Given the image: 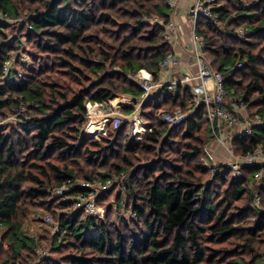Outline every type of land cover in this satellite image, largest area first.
<instances>
[{"label":"trees","instance_id":"16d2710c","mask_svg":"<svg viewBox=\"0 0 264 264\" xmlns=\"http://www.w3.org/2000/svg\"><path fill=\"white\" fill-rule=\"evenodd\" d=\"M169 11L164 0H0V264L34 261L38 241L26 232L32 208L60 226L41 237L51 239L52 256L34 264H259L264 210L254 203L259 196L264 204V177L252 187L259 168L243 167L234 178L223 165L208 179L200 161L211 133L204 110L173 129L157 120L163 108L188 114L184 89L150 96L141 112L152 128L144 140H127L126 125L100 140L83 133L87 102L119 92L139 99L144 91L129 75H159L171 47L149 16L168 21ZM213 13L215 21L202 18L195 27L204 52L226 73L227 94L257 108L262 121L232 145L241 155L264 150V58L255 49L264 42V0H226ZM22 16L9 36L10 21ZM19 48L28 61L18 54L5 74ZM122 173L126 200L116 194L103 219L74 209L79 187L56 194L68 181L106 182ZM118 184L96 203H106Z\"/></svg>","mask_w":264,"mask_h":264},{"label":"rangeland","instance_id":"374dc122","mask_svg":"<svg viewBox=\"0 0 264 264\" xmlns=\"http://www.w3.org/2000/svg\"><path fill=\"white\" fill-rule=\"evenodd\" d=\"M166 5L169 7V18L168 21H166V18L160 17V15L152 13L151 16H149V20H151V22H153L154 24H159L162 26L163 28V36H164V40L167 41L166 38V34L168 32L173 34V29H170L168 27V25H173L176 28V34H179V39L176 42L175 46H172L168 41L170 47H171V51L169 53H173L176 55V57L178 58V65L176 67H174L172 69V73L174 75L175 78L172 79H179V75L175 76V71L176 70H182V71H186L187 73H190V76H193V85L199 80L197 78V63L194 62L195 60L192 61V52L195 51V44L193 40V32L195 27L198 25V22L200 19H202L203 17H199L196 20V23L191 21V16H190V11L191 9L195 6V4L199 1V0H176L174 2L173 6H169L168 2L169 0H164ZM216 1V2H215ZM245 1H253V0H245ZM200 5L203 8V11H212V13L210 15L213 16V21H215L217 19V17L214 15L213 13V8L216 7L217 5H221V4H225L226 0H202L200 1ZM25 16V15H24ZM22 16L19 20H12L10 21V24H12L11 28L8 30V35L14 37V35H17V31L16 28H14V26H17L20 24L21 20L23 19ZM264 17V15H263ZM205 18V17H204ZM167 27V28H166ZM224 29V28H223ZM127 30V29H126ZM124 31L122 34L126 33L127 31ZM201 38V37H199ZM202 39V38H201ZM203 40V39H202ZM219 42V41H218ZM19 45H23L25 48H27L26 45V41L25 39H22V41H20ZM20 47V46H19ZM255 49L256 52H261L262 58H264V42L262 43H256L255 45ZM17 52V54H16ZM19 54V58L20 60H22V62L28 61L27 58V54L20 48L18 49V51L13 52L12 54V59L8 60L6 62H10V67H16V61L17 59L15 58L17 55ZM204 57H206L207 61L209 62L210 66L212 67L213 70H215L219 75H221V77L224 79V74L226 73H222L220 71H218L217 68V64L214 62V56L212 54V52H204ZM6 62L4 63V65L6 64ZM194 62V66H192V63ZM3 65V66H4ZM240 64H237L236 66L233 67L234 72L237 71L238 69H240ZM259 69L261 71L264 72V66H259ZM147 70V69H146ZM149 71L152 75H153V85H160L161 84V76L160 73L158 76L155 77V75L150 71ZM139 72H137L134 75H129V80L133 81L134 83H136V85L140 88L139 86V81L137 80V74ZM141 74V73H140ZM166 83V82H165ZM199 84V83H197ZM183 90V87H180ZM154 91L150 92L149 94H147V96H142L139 99H133L132 95L129 94H125L122 92L117 93V95L109 100H107V102H104L106 104H100L98 102H87L86 103V109H87V123H85L84 128L88 126V122L90 121L91 124L95 125L96 121H102L104 122V126L102 128V133H100L98 136L95 135L92 139H96V140H100L101 137L103 136H107L108 134V130H111V128H113L112 130H115V128H119L123 125H126V134L129 135V137H127V140H130V138H135L138 139L137 136L134 134V132L136 131V127L135 124L138 125V123L135 122H141L142 124L144 123L145 125H147L148 128V134L152 131L151 126H149V122L148 120L143 117V113L141 114V112H143L144 110H146L145 105L148 102V99H150V96H152L151 94ZM171 93H174L172 91H169ZM188 93V103H190L192 105V108H190L188 114L186 111L182 110L181 108H175L174 110H170V109H161L158 110L156 112L157 115V120H160L162 123L166 124L170 129H173L174 127H178L180 125H182V123L185 122V120L187 119V117L190 115L189 113H194L196 108L201 107L206 116H207V111L204 107V105H196L195 102H193V97H191L189 91H186ZM156 93V92H154ZM240 97V95H239ZM236 98L237 100L239 99L237 96H230V95H226L225 98V105L226 107L230 108L232 107L233 102H239L242 103V105L244 106L243 109H241L240 111V123L238 124V126L236 127H228V128H223V131H220V133L217 131V134H220V136L217 138H215V136L213 135L212 131L210 133V138L208 136V142L205 143L203 145V154L200 157V161L201 163H203V165L208 168V179H211L212 173H215L216 171L219 172L222 170L223 165H227L230 166L231 164H233V162L235 163V161H239L240 159H242L243 155L239 154V152H237L236 148H234V145H232V139L235 135L240 134L246 127V125H253L256 124L258 121H260V115L256 114L257 108H253L252 110H250L246 105H244V103L242 101H235ZM124 102H130V109H132V111L129 114H126V112H124L123 109H125V107L127 106H123ZM88 106V108H87ZM145 108V109H144ZM127 108V110H130ZM150 111V110H148ZM182 112V113H181ZM163 113H169L170 115L176 116L177 114H181L182 117L180 118V120H178V123H174L172 121H167L165 120L161 115ZM165 117V116H164ZM208 118V117H207ZM10 120H12L13 122L16 121L15 117L11 116V118H9ZM110 121L108 124L107 122ZM209 121V120H208ZM261 122V121H260ZM116 123L121 124L119 127H115ZM209 126H210V122H209ZM138 127L140 128V126L138 125ZM84 128H83V133H84ZM136 128V129H135ZM204 129V127H203ZM210 129V128H209ZM211 130V129H210ZM125 132H124V137H125ZM200 132H203L200 131ZM147 134V136H148ZM97 136V137H96ZM147 138V137H146ZM145 138L141 139L144 140ZM176 143H177V147H182L183 143L185 142L181 137H176ZM233 155H232V154ZM175 157H173L172 159H174ZM231 170V169H230ZM243 172V170H242ZM233 171L231 170V175L234 177L233 175ZM120 175H116L113 176L112 179L115 182H120V184H118L119 186L117 187V189L113 192V195L109 196L108 200L106 203H102V204H98L97 203V208L99 209V211H101L102 214V218H104L105 213H106V205L111 202L113 203L115 201V197L116 194H121V199H123V203L126 199H124L125 196V189H122L123 185V180L122 178H120ZM264 177V176H263ZM262 177V178H263ZM262 178L260 180H256L253 181L252 183V187H258V185L261 184ZM104 183V182H101ZM120 187V188H119ZM109 191V190H108ZM111 192V193H112ZM102 195V194H100ZM99 195V196H100ZM98 196V197H99ZM97 197V198H98ZM97 201V199H96ZM254 205L258 208H260L261 210H264V204L261 202V199L259 196H257V198L255 199V203ZM50 213H42L39 209H35L32 208L31 211H29V220L27 221V234L30 237L35 238L38 241V247L36 248V253H34V261H30V258L28 259V264H34L35 262L39 261L42 259V257H49L52 256V243H51V237H49L50 240L41 238L47 235H56L59 231V223L58 221L55 219V217L53 216V218L48 215ZM91 216V215H90ZM101 218V219H102ZM114 218V217H113ZM32 219V221L30 222V220ZM52 220V221H51ZM26 255L27 253L24 252ZM28 257V255H27ZM36 257V258H35ZM38 263V262H37Z\"/></svg>","mask_w":264,"mask_h":264},{"label":"built area","instance_id":"2783aa9c","mask_svg":"<svg viewBox=\"0 0 264 264\" xmlns=\"http://www.w3.org/2000/svg\"><path fill=\"white\" fill-rule=\"evenodd\" d=\"M175 1L176 0H169L168 5L173 6ZM200 1L202 0H199L190 11L191 21L196 23V20L200 16L213 20V16L210 15L212 11H209V9L208 11H203L202 6L200 5ZM0 19H2V15H0ZM168 27L170 29H173V34L168 32L165 39L172 46H175L177 40L179 39V34H176V28L174 27V24L168 25ZM192 41H194V44L196 45L195 51L192 52V61L195 60L194 62L197 63L196 73L197 78L199 79L194 85L192 81L195 78H193V76H190V73H187L186 71L176 70L174 74L175 76L179 75V79H172L175 78L174 75L171 74L172 69L178 65V58L173 53H168L160 63V85H153V75L146 69H141L139 71V73L137 74V80L140 83V88L144 91L142 95L143 97L147 96V94L152 91L158 93L161 89L176 92L178 90V87H183L185 91H189L191 97H193V102H195L196 105H204L207 111L206 113L208 120L210 122V129L215 138L218 139L220 134H217V131L220 133V131H223V128L238 126V124L240 123V111L244 108V106L242 105V103L233 102L232 107H226L225 98L227 95V91L225 89L224 79L221 77V75L218 74L219 72L217 73L212 69L206 57H204V42L201 38H199L195 29L193 32ZM194 62L192 63V66H194ZM10 68V62H6V64L3 66V72L5 74H8ZM154 92L151 95H154ZM123 106L130 107V102H124ZM161 116L165 120H169L174 123H178V120H180V118L182 117L181 114L173 116L169 113H163ZM260 121H258L256 124L262 122ZM109 122L110 121H108L107 124ZM135 123H138L140 128L135 124V127L137 129L135 128L136 131L134 132V134L138 139L146 138L148 134L147 125H145L144 123L142 124L140 121ZM256 124L246 125L241 134L251 135L253 132V126ZM120 125L121 124L116 123L115 127H119ZM92 127L93 124H91V122L89 121L88 126L84 128V135L88 136L89 138H93L95 135H99L103 132L101 129L98 132L89 133ZM243 167L259 168V170L255 174V179L260 180L264 176V150L259 148L253 153H247L246 155H243L242 159H240L239 161H235V163L233 162V164L229 166V169L233 171L234 178L242 177ZM120 178L124 179L125 175L122 173L120 175ZM114 183L115 181L113 179H109L104 183H101L100 181H76L74 184H72L70 181H68L67 184L61 186L56 190V194L63 196V193L69 191L71 187H79L80 191L74 197V209L84 211L87 214L96 217L97 219H101L103 213L97 208L96 199L100 194L107 192L114 185ZM259 264H264V256L262 257Z\"/></svg>","mask_w":264,"mask_h":264},{"label":"bare ground","instance_id":"6f19581e","mask_svg":"<svg viewBox=\"0 0 264 264\" xmlns=\"http://www.w3.org/2000/svg\"><path fill=\"white\" fill-rule=\"evenodd\" d=\"M104 122L100 121H96L95 125H93V127L91 128V130L89 131V133L92 132H98L99 130H101L104 126ZM124 189V188H123Z\"/></svg>","mask_w":264,"mask_h":264}]
</instances>
